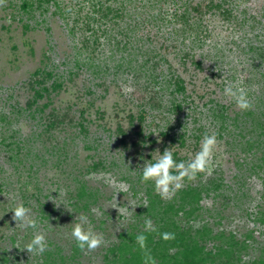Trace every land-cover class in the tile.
I'll return each mask as SVG.
<instances>
[{"label":"rangeland","instance_id":"374dc122","mask_svg":"<svg viewBox=\"0 0 264 264\" xmlns=\"http://www.w3.org/2000/svg\"><path fill=\"white\" fill-rule=\"evenodd\" d=\"M43 77V85L61 87L28 106ZM227 86L243 87L252 108L238 109L224 95ZM51 111L65 114L64 121L50 126ZM141 115L143 140L134 146ZM119 124L128 130L127 144L119 141ZM213 133L211 171L185 179L171 199L143 181L145 161L172 148L178 163L187 162ZM186 188L199 189L200 201L190 216L183 210L173 216L177 223L192 234L206 227L235 236L239 264H261L264 0H6L0 6V264H104L121 232L141 233L147 219L158 229L164 208H178ZM149 189L160 209L154 214L145 209ZM21 203L37 229L16 228L12 210ZM80 215L104 238L94 251H82L71 236ZM37 233L45 235L47 250L29 254L24 248ZM203 241L209 249L219 244Z\"/></svg>","mask_w":264,"mask_h":264},{"label":"trees","instance_id":"16d2710c","mask_svg":"<svg viewBox=\"0 0 264 264\" xmlns=\"http://www.w3.org/2000/svg\"><path fill=\"white\" fill-rule=\"evenodd\" d=\"M22 6L26 9L29 7V3L24 1ZM108 10L109 8L104 12V16H108L110 13ZM26 26L28 27V25ZM90 30L93 29L91 28ZM51 74V72H47L45 76L50 77ZM45 78L36 79L37 82L42 85V89L35 90L36 94L33 99L28 101V106H32L38 97H43L45 93H49L52 89L61 87V83L59 82H54L50 87L43 85ZM180 88L182 89L183 87L181 86ZM178 108H181L180 104H178ZM50 116L52 119L48 123L50 126H53L55 123L58 124L64 121L66 115L64 114L60 117L54 113V111H51ZM129 117L130 122H133V116L129 115ZM142 120H144L143 115L139 117V128L136 130L131 128L133 131L132 134L138 136L137 141H131V144L134 146L139 145L143 140ZM117 133L120 135L119 141L123 144H127V137L129 136L128 130L119 124L117 126ZM163 134L167 136V133L163 132ZM183 143L184 141H181V144ZM197 191L198 192H195L190 188L183 189L180 206L175 208L172 203H169L162 211L160 227L158 229L155 228V231L141 232L147 237L146 249L142 250L136 243V237L141 233H132L129 235L121 232L119 234L121 237L120 243L109 248L110 252L108 254L106 253V261L104 264H145L146 255L151 256L155 261L159 258L158 264H239L242 244L235 236L226 238L222 232L212 234L210 229L206 227L197 229L194 234H192L189 229L182 228L177 223L176 219L173 218V216H177L181 210L184 211L185 216H190L197 209L195 204H198L200 201V191L199 189ZM147 193L149 195V204L145 209L147 213L153 212L154 214V211L160 209H155L156 205L154 202L157 200L153 198L154 194L151 193L150 189ZM191 198L192 200H190ZM190 203H193V206L190 209L184 210L185 205ZM259 219L264 223V214H262ZM165 232L173 233L174 239H162L161 234ZM208 238L212 241L219 240V244L213 243L210 249L207 248L203 240L207 241ZM173 247L176 248V251L171 253L169 250H172ZM110 253L112 254L111 257L109 256ZM49 261L47 260L45 264H54L52 259ZM260 263L264 264V259H260Z\"/></svg>","mask_w":264,"mask_h":264},{"label":"clouds","instance_id":"9594fccd","mask_svg":"<svg viewBox=\"0 0 264 264\" xmlns=\"http://www.w3.org/2000/svg\"><path fill=\"white\" fill-rule=\"evenodd\" d=\"M6 0H0V6H4ZM70 11V9H69ZM224 95L232 98L236 107L242 111H247L252 108V102L248 98V94L243 87L227 86L224 89ZM218 147V139L215 133L205 134L202 138L199 151H197L193 158L187 162H177L174 159L172 148L165 149L163 154L158 158H154L155 162L150 163L145 161L143 165L142 179L145 182L152 181L154 183L155 191L163 199H171L175 191L183 187L185 179L194 180L199 173H206L211 171L212 160L214 152ZM159 152V149L156 150ZM152 159V160H153ZM12 212V220L16 222V228L21 229H37V221L30 215L31 209L18 204ZM78 222H74L71 236L76 241L77 246L83 251H94L104 243V238L101 234L96 233L91 226L88 225V217L80 215L76 217ZM145 231H155L151 219L145 220ZM162 239H174L173 233H162ZM147 237L141 233L136 237V243L140 248L146 249ZM47 240L44 234L37 233L32 240L25 246L29 254L39 253L43 254L47 250ZM145 264H156L154 258L151 256L145 257Z\"/></svg>","mask_w":264,"mask_h":264}]
</instances>
